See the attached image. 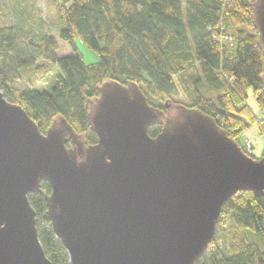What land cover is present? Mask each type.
<instances>
[{"label":"water","instance_id":"1","mask_svg":"<svg viewBox=\"0 0 264 264\" xmlns=\"http://www.w3.org/2000/svg\"><path fill=\"white\" fill-rule=\"evenodd\" d=\"M251 8L264 67V0ZM87 103L89 146L62 118L43 134L0 91V264H52L28 200L41 182L50 187L42 219L70 264H196L223 205L264 195V156L245 154L200 110L174 106L169 116L135 83L114 81Z\"/></svg>","mask_w":264,"mask_h":264},{"label":"trees","instance_id":"2","mask_svg":"<svg viewBox=\"0 0 264 264\" xmlns=\"http://www.w3.org/2000/svg\"><path fill=\"white\" fill-rule=\"evenodd\" d=\"M46 1L62 29L44 30L40 22L0 25V91L43 134L62 118L85 146L95 144L87 100L98 97L104 82L114 81L135 83L155 110L190 102L186 108L212 117L245 153L241 136L261 125L256 112L264 110L254 0ZM77 41L96 54L95 62L84 63ZM40 60L44 67L36 65ZM24 70L41 76L43 87H19ZM160 129L151 127L148 135ZM40 190L28 195L39 242L52 264H70L51 224L42 219L50 187L41 182ZM196 264H264V195L241 192L223 205L213 239Z\"/></svg>","mask_w":264,"mask_h":264},{"label":"rangeland","instance_id":"3","mask_svg":"<svg viewBox=\"0 0 264 264\" xmlns=\"http://www.w3.org/2000/svg\"><path fill=\"white\" fill-rule=\"evenodd\" d=\"M34 22H40L42 26L46 27L44 30L56 31L64 27V24L55 18L46 0H0V25H27L31 27ZM37 28L38 27H34V30H37ZM63 46L64 43L60 41L56 52L58 57L63 54ZM76 46L82 55L85 64H90L97 60L96 54L88 50L81 42L77 41ZM36 65L40 67L43 66V61H38ZM40 77L41 76L35 74L34 70H24L21 72L20 79L17 84L21 88H26L30 86L31 83L35 85V87H43L44 84H42ZM177 101L182 102L183 100L180 97ZM189 103L190 102L183 101V106H189ZM260 111L261 110L259 109L256 112V115L257 118L264 124V116H259L261 114ZM175 112V108L168 110L169 116L174 115ZM252 128H255L258 138L261 140L258 141L256 138H253L250 134H248V131ZM241 141L242 143L249 142L252 146L251 155H253L255 159H260L262 151L264 150V127L260 125L259 122L252 125L243 132ZM261 246L262 245L260 243V247Z\"/></svg>","mask_w":264,"mask_h":264},{"label":"built area","instance_id":"4","mask_svg":"<svg viewBox=\"0 0 264 264\" xmlns=\"http://www.w3.org/2000/svg\"><path fill=\"white\" fill-rule=\"evenodd\" d=\"M225 40L230 42L231 39L226 37ZM219 41H222V37L219 38ZM259 121H261V120H259ZM261 125L264 127V124L262 122H261ZM242 146H243V149H244L245 153L248 156H251V154H252V146H251V144L249 142H243Z\"/></svg>","mask_w":264,"mask_h":264},{"label":"crops","instance_id":"5","mask_svg":"<svg viewBox=\"0 0 264 264\" xmlns=\"http://www.w3.org/2000/svg\"><path fill=\"white\" fill-rule=\"evenodd\" d=\"M260 113H259L260 114L259 116H261V117H262V115L264 116V110H261ZM248 134H250L251 137L256 138L258 141L261 140V139L258 138V135H257V133L255 131V128L250 129L248 131Z\"/></svg>","mask_w":264,"mask_h":264},{"label":"flooded vegetation","instance_id":"6","mask_svg":"<svg viewBox=\"0 0 264 264\" xmlns=\"http://www.w3.org/2000/svg\"><path fill=\"white\" fill-rule=\"evenodd\" d=\"M67 144H69V145L71 146V142H70V140H68ZM67 144H66V145H67Z\"/></svg>","mask_w":264,"mask_h":264}]
</instances>
